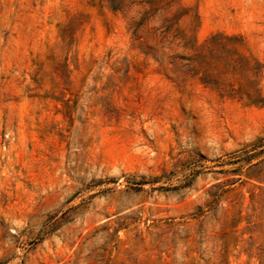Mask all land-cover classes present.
<instances>
[{"label": "rangeland", "instance_id": "rangeland-1", "mask_svg": "<svg viewBox=\"0 0 264 264\" xmlns=\"http://www.w3.org/2000/svg\"><path fill=\"white\" fill-rule=\"evenodd\" d=\"M0 264H264V0H0Z\"/></svg>", "mask_w": 264, "mask_h": 264}, {"label": "trees", "instance_id": "trees-1", "mask_svg": "<svg viewBox=\"0 0 264 264\" xmlns=\"http://www.w3.org/2000/svg\"><path fill=\"white\" fill-rule=\"evenodd\" d=\"M250 101H252V99Z\"/></svg>", "mask_w": 264, "mask_h": 264}]
</instances>
